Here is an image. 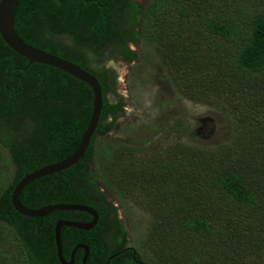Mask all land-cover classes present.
Here are the masks:
<instances>
[{
    "label": "trees",
    "instance_id": "obj_1",
    "mask_svg": "<svg viewBox=\"0 0 264 264\" xmlns=\"http://www.w3.org/2000/svg\"><path fill=\"white\" fill-rule=\"evenodd\" d=\"M13 24L21 41L79 66L102 91L84 157L30 182L19 194L22 206L86 197L106 204L102 187L149 214L144 251L135 250L142 264H264V0H18ZM137 40L183 99L229 121L227 142L194 144L183 122L169 130L182 131L186 142L167 148L159 147L166 131L151 147L97 141L123 112L122 102L107 99L116 80L106 62L118 54L135 59L129 45ZM92 101L85 83L29 65L0 37V264H58L55 220L39 233L41 218L17 213L10 196L26 174L75 153ZM122 228L117 222L127 243Z\"/></svg>",
    "mask_w": 264,
    "mask_h": 264
},
{
    "label": "rangeland",
    "instance_id": "obj_2",
    "mask_svg": "<svg viewBox=\"0 0 264 264\" xmlns=\"http://www.w3.org/2000/svg\"><path fill=\"white\" fill-rule=\"evenodd\" d=\"M131 1L141 5L147 0ZM130 45L129 49L135 51V59L126 61L123 55L118 54L114 60L106 62V68L113 72L116 80L115 91L109 92L107 99L113 104L122 102L123 112L114 128L97 141L109 139L112 142L151 147L155 139L164 140L166 131L167 141H159V147L167 148L174 141L186 142L182 131L169 130L176 122L192 126L194 135L191 142L194 144L210 148L229 140L230 123L221 113L183 99L167 81L168 74L152 61L154 54L151 52L150 58L145 59L140 50V41ZM139 164L136 161L135 167ZM104 191L108 201L118 205V216L127 234V245L143 252L142 241L150 224L149 214L127 198ZM134 197L131 199L136 200ZM148 256L143 258L146 262Z\"/></svg>",
    "mask_w": 264,
    "mask_h": 264
},
{
    "label": "water",
    "instance_id": "obj_3",
    "mask_svg": "<svg viewBox=\"0 0 264 264\" xmlns=\"http://www.w3.org/2000/svg\"><path fill=\"white\" fill-rule=\"evenodd\" d=\"M17 2L18 0H0V37L3 42L16 54L26 59L29 62V65L33 63L41 64L62 71L68 74L69 76L85 83L90 88L93 95L90 121L85 132L81 136L79 146L75 153L61 162L44 166L40 169L26 174L16 184L10 196L11 205L14 210L25 217L42 218L43 216L55 211H79L88 213L93 217V221L91 222L92 224L88 226L84 224L57 222L54 227V244L56 256L61 264H71L73 262V255H71L70 261L68 263H66V261L62 257L60 229L64 225L80 230H87L96 221V213L91 208L79 204H54L43 207L38 210H31L22 206L19 203L18 197L22 190L30 182L47 175L59 173L75 165L79 160L84 157L89 147L92 135L94 134L97 124L99 122V117L102 109V91L97 79L82 68H80L79 66L70 63L67 60L55 57L43 50L33 48L32 46L25 44L19 39V37L14 31L13 24Z\"/></svg>",
    "mask_w": 264,
    "mask_h": 264
},
{
    "label": "flooded vegetation",
    "instance_id": "obj_4",
    "mask_svg": "<svg viewBox=\"0 0 264 264\" xmlns=\"http://www.w3.org/2000/svg\"><path fill=\"white\" fill-rule=\"evenodd\" d=\"M93 185H98L96 179ZM98 188L105 195L104 189L102 187ZM94 202L93 199L89 200L86 197L83 202L79 203V205L91 208L96 213V221L89 229L80 230L64 225L60 229L62 257L66 263L70 261L71 255H73V262L71 264H142V260H139L136 255V249L122 242L121 233L117 234V222L122 225V220L118 216V205L109 202L107 197L106 204L98 202L97 200ZM108 203L112 205L113 210L107 205ZM54 204L49 203L33 210ZM55 212L59 213L54 214ZM55 212L49 213L41 218L37 227L38 232L41 230L40 228L44 229L48 227L51 219L55 220L52 229L53 238L54 227L57 222L84 224L88 226L93 221V217L85 212L76 211V213L71 215H69L68 211ZM122 231H124L123 228ZM65 235H67L66 238L69 237V240L63 243L64 240L61 237ZM63 244L66 246H64L66 250L63 249ZM68 248L69 251H67ZM58 264H61L59 260Z\"/></svg>",
    "mask_w": 264,
    "mask_h": 264
}]
</instances>
